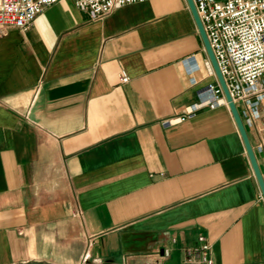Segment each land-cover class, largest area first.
Segmentation results:
<instances>
[{
  "label": "crops",
  "instance_id": "crops-1",
  "mask_svg": "<svg viewBox=\"0 0 264 264\" xmlns=\"http://www.w3.org/2000/svg\"><path fill=\"white\" fill-rule=\"evenodd\" d=\"M210 83L186 0L98 21L59 0L10 28L0 264H205L186 255L200 236L212 264H264V199L229 107L174 121ZM244 129L264 180L259 137Z\"/></svg>",
  "mask_w": 264,
  "mask_h": 264
},
{
  "label": "built area",
  "instance_id": "built-area-1",
  "mask_svg": "<svg viewBox=\"0 0 264 264\" xmlns=\"http://www.w3.org/2000/svg\"><path fill=\"white\" fill-rule=\"evenodd\" d=\"M59 0H0V38L14 28L22 32L47 7ZM146 0H74L77 9L98 21L117 8ZM214 59L243 127L259 137L264 152V0H193ZM122 82H127L124 75ZM174 121L203 108L228 106L218 83L197 90V102ZM171 123V122H167ZM199 247L186 251L188 261L212 264L203 236Z\"/></svg>",
  "mask_w": 264,
  "mask_h": 264
},
{
  "label": "water",
  "instance_id": "water-1",
  "mask_svg": "<svg viewBox=\"0 0 264 264\" xmlns=\"http://www.w3.org/2000/svg\"><path fill=\"white\" fill-rule=\"evenodd\" d=\"M186 2H187V5H188V9H189L190 15H192V18L194 20L196 29L198 30L202 45H204L207 58H208V60H210L211 66H212L213 71H214V75H216V78L218 80L219 86H220L221 90L223 91L224 98H225V101L227 102V105H228V107L230 109V112L232 114V118H233V120H235L239 135L241 136V139L243 141L245 150L247 152V156H248V159H249L250 166L252 167L255 180L257 181V184L259 186V190H260L261 196H263V199H264V180L262 178L259 166L256 163L254 152H253V150L250 147L248 136L246 135L245 129H244L243 124H242V121L238 117V114H237V111H236V107H235V105H233V103L231 101L229 92L226 89V86L224 84L223 77H222V75L219 72V69H218V66H217V62L214 59V56H213V53H212V49H211L210 45L208 44V41H207V38H206V35H205V31L203 30L201 22H200V19H199V16L196 13L194 2H193V0H186Z\"/></svg>",
  "mask_w": 264,
  "mask_h": 264
},
{
  "label": "rangeland",
  "instance_id": "rangeland-1",
  "mask_svg": "<svg viewBox=\"0 0 264 264\" xmlns=\"http://www.w3.org/2000/svg\"><path fill=\"white\" fill-rule=\"evenodd\" d=\"M223 1H225V0H216V2H218V3H223Z\"/></svg>",
  "mask_w": 264,
  "mask_h": 264
}]
</instances>
